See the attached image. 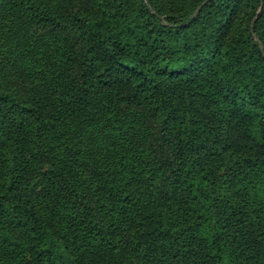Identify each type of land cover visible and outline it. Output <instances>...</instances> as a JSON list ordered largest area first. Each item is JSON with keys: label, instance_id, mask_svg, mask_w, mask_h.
I'll return each instance as SVG.
<instances>
[{"label": "trees", "instance_id": "obj_1", "mask_svg": "<svg viewBox=\"0 0 264 264\" xmlns=\"http://www.w3.org/2000/svg\"><path fill=\"white\" fill-rule=\"evenodd\" d=\"M0 264H264V0H0Z\"/></svg>", "mask_w": 264, "mask_h": 264}, {"label": "water", "instance_id": "obj_2", "mask_svg": "<svg viewBox=\"0 0 264 264\" xmlns=\"http://www.w3.org/2000/svg\"><path fill=\"white\" fill-rule=\"evenodd\" d=\"M205 2L206 1H204L203 3H201L198 7H197V9L193 12V14L191 15V17L192 18H195L197 15H198V13L200 12V10L202 9V7H203V5L205 4ZM253 24V23H252ZM251 33L253 34V29L251 28ZM260 43V42H259ZM260 45H261V43H260ZM262 46V45H261Z\"/></svg>", "mask_w": 264, "mask_h": 264}]
</instances>
